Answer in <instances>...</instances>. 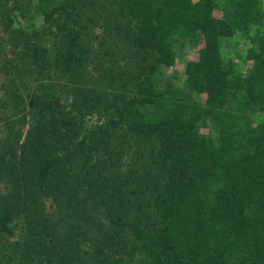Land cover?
I'll list each match as a JSON object with an SVG mask.
<instances>
[{"label":"trees","instance_id":"trees-1","mask_svg":"<svg viewBox=\"0 0 264 264\" xmlns=\"http://www.w3.org/2000/svg\"><path fill=\"white\" fill-rule=\"evenodd\" d=\"M263 4L0 0V264H264Z\"/></svg>","mask_w":264,"mask_h":264},{"label":"rangeland","instance_id":"rangeland-1","mask_svg":"<svg viewBox=\"0 0 264 264\" xmlns=\"http://www.w3.org/2000/svg\"><path fill=\"white\" fill-rule=\"evenodd\" d=\"M263 6H264V4H263ZM233 42H234V46H230V47H225L224 48V55L226 56V57H230V56H232V57H234V59L235 60H237L238 59V56H237V54L239 53V50H241V47H243V45L241 44V45H239L236 41H237V39H233L232 40ZM232 42V43H233ZM236 43V44H235ZM95 47H98V43L97 42H95ZM104 49V48H103ZM106 50L107 51H111L110 50V48H108V46H107V48H106ZM189 59H199V56H198V53H197V51L195 50V51H193L192 52V54L190 55V56H187L186 55V60H189ZM180 70H182L183 69V67H184V65L183 66H177ZM1 83H2V77H0V85H1ZM22 93L25 95V91L24 90H22ZM1 95V94H0ZM3 129H2V124L0 123V136H3L2 135V131ZM13 240H15V239H13Z\"/></svg>","mask_w":264,"mask_h":264}]
</instances>
